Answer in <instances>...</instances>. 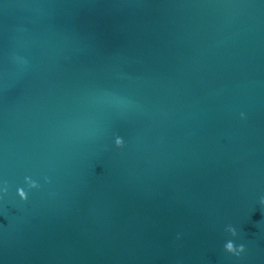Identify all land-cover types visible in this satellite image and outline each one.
<instances>
[{
	"label": "water",
	"instance_id": "95a60500",
	"mask_svg": "<svg viewBox=\"0 0 264 264\" xmlns=\"http://www.w3.org/2000/svg\"><path fill=\"white\" fill-rule=\"evenodd\" d=\"M261 196L264 0H0V264H264Z\"/></svg>",
	"mask_w": 264,
	"mask_h": 264
},
{
	"label": "clouds",
	"instance_id": "9594fccd",
	"mask_svg": "<svg viewBox=\"0 0 264 264\" xmlns=\"http://www.w3.org/2000/svg\"><path fill=\"white\" fill-rule=\"evenodd\" d=\"M243 115V113H241ZM18 195L23 199L25 198V193L21 191V189H17ZM260 203L264 204V196H261ZM225 232L229 233L232 237L236 236V229L232 225H225ZM223 248L227 252H232L239 254V252L243 251L244 245L243 244H236L233 239H226L223 243Z\"/></svg>",
	"mask_w": 264,
	"mask_h": 264
}]
</instances>
